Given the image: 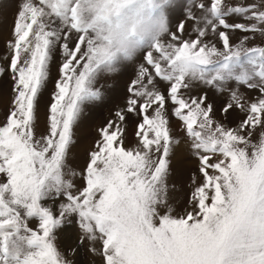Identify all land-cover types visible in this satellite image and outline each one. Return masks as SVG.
I'll list each match as a JSON object with an SVG mask.
<instances>
[{
  "label": "snow or ice",
  "instance_id": "obj_1",
  "mask_svg": "<svg viewBox=\"0 0 264 264\" xmlns=\"http://www.w3.org/2000/svg\"><path fill=\"white\" fill-rule=\"evenodd\" d=\"M174 7V0H20L0 57V75L9 73L13 85L0 124V264H74L56 235L73 218L79 243H100L89 250L103 264H264V131L252 139L264 129V46H249L264 37V0H188L175 30ZM138 56L124 106L99 129L83 172L72 170L74 129L85 105L106 95L98 82ZM57 57L47 130L37 134ZM198 88L228 94L222 119L207 91L193 94ZM234 109L243 118L229 126ZM170 111L200 174L182 213L169 203L180 143Z\"/></svg>",
  "mask_w": 264,
  "mask_h": 264
},
{
  "label": "rangeland",
  "instance_id": "obj_2",
  "mask_svg": "<svg viewBox=\"0 0 264 264\" xmlns=\"http://www.w3.org/2000/svg\"><path fill=\"white\" fill-rule=\"evenodd\" d=\"M188 0H174L175 7L169 9L170 23L175 30V25L179 20L184 19V7ZM231 3H236L237 0H230ZM20 0H0V57L7 54L6 42L12 38L13 23L18 11ZM192 23L188 21L187 31L191 32ZM243 35L240 32L234 34V40L239 39ZM249 46H264V37L256 34L255 39L249 42ZM142 56H138L135 62L126 63L121 67L120 71L106 75L98 82L104 85L106 93L105 98L98 103L85 105V111L74 129V143L72 144L67 156V165L72 170L82 173L85 169L90 151L94 150L95 142L100 139L99 129L102 128L108 120L114 118V113L117 108L123 107L128 97V86L136 75V67L141 62ZM59 58L51 66V76L41 98L38 111L37 134H43L47 130V111L50 103L51 93L54 91V81L57 78V66ZM234 86V85H233ZM12 80L9 73L0 75V124L5 121V116L11 106L13 91ZM161 88H166L165 83L160 84ZM200 91H207L209 102L213 103L216 108V116L222 119L220 109L227 102V93H215L213 90L198 88L193 94H198ZM240 91L245 94L246 98H255L257 93L241 86ZM243 118V113L239 110H232L227 117L226 122L229 126H235ZM139 118L129 117L126 125V144L131 146L136 142L135 131L136 124ZM170 126L174 130V135L180 139V143L174 147L171 155L170 171L168 176L169 184V203L174 207L176 212L182 213L188 207L190 193L193 191L192 176L195 173L199 177L198 160L191 154L190 141L185 132L181 128V122L171 115L170 111ZM264 129L257 128L253 131V141H258L259 134ZM77 187H82L84 180L77 175L74 178ZM59 201H56L58 203ZM47 203H53L48 201ZM34 222V221H33ZM32 223V221H31ZM36 223L34 222V225ZM35 227V226H34ZM57 243L62 251L74 264H103V258L97 251L92 253L89 249L94 246L97 250L101 245L97 241L91 245L87 239L83 243H79L81 235L75 218L71 224H66L57 233ZM75 249V254H71V250Z\"/></svg>",
  "mask_w": 264,
  "mask_h": 264
},
{
  "label": "crops",
  "instance_id": "obj_3",
  "mask_svg": "<svg viewBox=\"0 0 264 264\" xmlns=\"http://www.w3.org/2000/svg\"><path fill=\"white\" fill-rule=\"evenodd\" d=\"M35 223H36V221L35 220H33ZM32 221V223H31V225L34 227V226H36V224L34 225V222Z\"/></svg>",
  "mask_w": 264,
  "mask_h": 264
}]
</instances>
